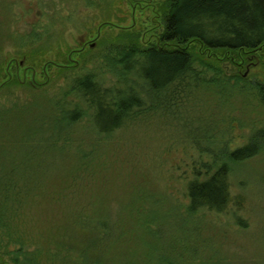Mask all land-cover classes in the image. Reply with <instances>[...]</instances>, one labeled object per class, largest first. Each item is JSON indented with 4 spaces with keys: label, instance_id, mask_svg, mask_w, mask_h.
<instances>
[{
    "label": "trees",
    "instance_id": "16d2710c",
    "mask_svg": "<svg viewBox=\"0 0 264 264\" xmlns=\"http://www.w3.org/2000/svg\"><path fill=\"white\" fill-rule=\"evenodd\" d=\"M40 1L48 10L51 4L59 7L55 14L44 13L48 21L27 37L41 53L54 37L79 26L84 9L91 13L98 7V16L108 22L115 0ZM161 1L158 45L140 49L129 36L131 43L117 40L106 49L104 70L116 80L114 86L107 87L94 71L72 77L57 97L46 99L27 134L19 130L24 117L20 114L30 104L0 109V140L4 142L2 130H6V142L18 147L24 163H34L38 171L37 177L12 171L0 175V264H104L100 231L106 224L103 210L95 208L99 204L95 195L115 186L116 179L114 174L107 176L105 153L117 136L157 121L174 126L175 136L210 159L193 164L185 186L189 211L221 215L243 207L242 200L232 195L230 165L258 156L261 145L256 140H264V128L253 131L246 145L230 150L225 139L231 133L218 127L207 110L215 111L223 98L239 92L247 93L253 106L264 110V84L246 85L240 77L197 64L188 45L198 43L213 53L256 52L264 45V0ZM1 26L9 31L5 39L22 49L26 38L11 30L9 23ZM64 62L59 72L69 69L70 60ZM46 93L40 89L36 96L46 97ZM214 99L217 103L211 108ZM49 188L58 195L48 193ZM78 198L85 205L76 210L72 206ZM38 208L56 210L34 211ZM43 215L50 227L61 223L55 233L34 227Z\"/></svg>",
    "mask_w": 264,
    "mask_h": 264
},
{
    "label": "rangeland",
    "instance_id": "374dc122",
    "mask_svg": "<svg viewBox=\"0 0 264 264\" xmlns=\"http://www.w3.org/2000/svg\"><path fill=\"white\" fill-rule=\"evenodd\" d=\"M160 3L161 0H115L106 23L102 22L104 17L98 16V7L91 13L84 9L79 26L68 29L60 38L54 37L40 53L34 50L39 48L37 44L29 43L27 37L32 29L48 21L44 13L55 14L59 7L51 4L48 10L40 0H0V109L30 104L20 114L24 116L20 128L16 127L27 134L35 126L36 114L44 109L46 99L57 97L72 77L83 75L85 70L94 71L102 75L107 87L114 86L116 80L104 70L106 49L117 40L131 43L129 36L140 49L158 45L162 30L157 8ZM2 22L26 38L22 49L5 39L9 31L1 26ZM28 48L31 53L26 51ZM188 49L197 64L212 65L227 77L242 78L246 85L264 84V45L253 53H213L198 43L189 44ZM66 58L70 60L69 69L59 72ZM40 89H45L46 97L36 96ZM246 94L234 93L230 99L223 98L215 111L207 110L218 121V127L231 133V138L226 135L225 139L230 150L246 145L253 131L264 128V110L255 108ZM216 103L214 99L211 108ZM222 120L224 125H220ZM172 127L158 121L134 127L114 138L113 147L106 150L103 161L107 176L114 174L116 179L115 186L95 195L99 203L95 208L103 210L102 221L106 224L100 231L102 263L264 264V140H256L261 145L258 156L230 165L232 195L242 200L243 207L221 215L191 213L185 186L193 164L210 159L198 153L190 142L175 136ZM2 132L0 175L12 171L37 177L34 163L25 164L24 156L17 152L19 148L8 144L6 130ZM86 139L90 144L88 133ZM47 174L51 175V171ZM47 192L59 193L51 188ZM73 204L79 210L85 201L78 198ZM41 209L56 210L34 211ZM43 218L44 215L37 218L34 226L39 231L55 233V228L61 226L58 222L50 227Z\"/></svg>",
    "mask_w": 264,
    "mask_h": 264
}]
</instances>
